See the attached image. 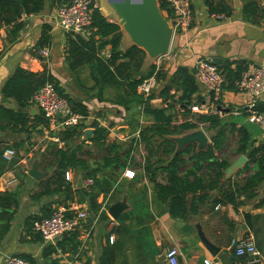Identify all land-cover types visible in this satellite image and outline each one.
<instances>
[{
    "label": "crops",
    "instance_id": "obj_1",
    "mask_svg": "<svg viewBox=\"0 0 264 264\" xmlns=\"http://www.w3.org/2000/svg\"><path fill=\"white\" fill-rule=\"evenodd\" d=\"M221 1L230 9L228 17L221 15L224 17L223 20L208 15L202 0H191L190 27L172 38L169 52L174 58L169 63L161 65V73L165 80H158L156 88L151 93L153 96L151 104L154 108H163L158 94L177 67L187 69L192 76L193 63L199 59H218L219 65L223 62H243L245 66L252 64L264 67V14L256 23H251L243 18L241 12L242 7L251 0ZM255 1L264 12V0ZM93 2L107 21L115 23L110 16H105L101 12L99 0ZM49 3L50 0H44L39 13L19 19L21 28L18 30L11 25L0 27V106L14 112L21 111L29 117L40 115L32 103L20 109L13 99H5L1 91L15 69L34 74L45 69L72 102L80 103L86 108L88 115L80 122L84 130H92L90 123L95 122L107 129L109 141L134 138L141 127L151 123L150 120L136 105H130L129 110H125L115 101L109 102L107 94L110 89L103 91L102 101L98 100L96 89H91L92 83L85 66L81 67L80 71L77 70V76L69 71L63 55L66 34L56 24L57 7L50 8ZM260 3L263 6H260ZM44 26L49 29L48 43L37 46ZM87 35L86 31L83 38ZM121 35L119 48L124 50L130 44L126 43L122 31ZM41 48L48 51L46 59L40 58L36 53V50ZM99 56L107 58L108 47L101 50ZM151 65H155L154 60L145 57L141 72L146 73ZM195 84L198 89L195 95L199 98L198 107L210 104V93L205 92L196 82ZM170 94H173L172 90ZM260 100V104L264 105V96ZM247 101L245 93L231 92L222 84L219 117L225 122L244 128L254 145L258 142L264 143V134L246 121L244 113H236L239 108H244ZM180 112L178 107L172 110L174 124L188 119V116H183ZM107 121L109 125L105 126L104 123ZM119 129H124V133H120ZM200 129L204 131L203 127ZM38 130L40 132H32L30 135L0 131V148L19 146L18 149L15 147L10 149L13 156L9 161L3 159L10 165L9 169L0 175V193L17 191L18 205L7 232L0 238V264L2 259L9 255L29 257L34 264H99L108 252L111 253L115 264H165L164 259H160L170 248L176 249L178 264H202L205 258H213L219 264H248L245 258L233 255L227 242L228 237L240 239L246 236L252 237L255 249L264 260V206L255 207L256 199L243 202L236 211L230 206L212 209L208 202L201 206L194 216H189L185 220L173 219L168 215L165 206L156 202L151 185L134 166L140 163L138 156H135L133 167L125 169L114 182L107 181V186H92L85 190L77 186L78 180L81 184L84 181L81 172L69 171L68 180L65 181L69 191L64 193V187H61L60 192L54 195H45L32 201L30 198L41 193L45 181L51 178L54 172L53 167L49 165V162L52 164L51 158L43 153L50 142L45 138L43 128ZM41 141H44L43 144ZM86 144L90 147L88 142ZM38 152L43 153V156L40 157ZM45 158L48 160H44ZM34 162L37 164L38 172L43 175L39 181H34L27 175ZM53 188L54 186L50 185V189ZM64 194H68L67 198ZM257 194L258 199L264 195V182L258 187ZM122 199L125 200V209L119 213L116 220H112L108 215V209ZM70 204H77L83 211L85 210L87 213L85 221L74 232L57 239L55 247L51 246L55 250L54 253L43 256V251L48 247L37 235L24 232L22 228L24 219L37 214L47 205L52 211L55 206ZM243 214L256 217L252 232L245 225ZM225 220L232 222V228ZM195 222L199 223L209 242L219 248L215 257H211L200 245L192 228ZM62 240L64 252L56 247ZM69 241L77 244L72 252L69 250L71 248ZM55 248L60 252L58 253Z\"/></svg>",
    "mask_w": 264,
    "mask_h": 264
},
{
    "label": "trees",
    "instance_id": "obj_2",
    "mask_svg": "<svg viewBox=\"0 0 264 264\" xmlns=\"http://www.w3.org/2000/svg\"><path fill=\"white\" fill-rule=\"evenodd\" d=\"M64 2L65 0H50L49 7L56 8ZM156 2L159 10H162V0ZM43 3L44 0H0V27L11 25L16 30L20 29L21 23L18 20L39 13ZM202 3L208 15H230V9L221 0H202ZM241 12L243 18L251 23H256L264 14L255 0L246 3ZM90 17L86 38L65 35L63 55L69 71L77 76V70L80 71L81 67L85 66L92 83L91 89H96L98 100L102 101L103 91L110 89L117 105L125 110H129L130 105L138 106L151 123L141 127L134 138L109 141L107 129L91 122L92 136L88 144L96 152V158L85 150L87 144L81 142L84 130L82 123L60 133L59 139L63 146L58 148L55 144L48 143L43 150L44 155L51 158L54 172L51 178L45 181L41 193L33 195L30 199L34 201L45 195H54L60 192L61 187H64V193L69 191L68 184L63 179L64 171L81 172L83 179L93 181V187L107 186V181L114 182L125 169L133 167L135 156H138L140 163L134 166L151 185L156 202L164 205L173 219L185 220L194 216L199 208L208 202L212 209L230 206L234 211L243 202L254 199L255 207L264 206V195L257 198V189L264 182V143L258 142L254 145L244 128L225 122L219 117L216 111L217 107L220 108L219 101L214 103L215 112L193 114L190 108L199 104V98L195 97L198 89L191 72L185 68L174 69L158 94L163 108H154L151 104L153 96L137 95L135 88L153 74L156 81L165 80L161 69L155 72L154 65H151L146 73H142L144 52L131 45L120 50V27L107 21L97 8L92 9ZM48 31L44 26L37 46L47 45ZM106 47L108 57L102 58L99 52ZM217 67L223 75V86L235 92V83L245 63L223 62ZM45 83L53 86L57 95L67 101L73 113L87 117L86 108L80 103L72 102L45 69L35 74L15 69L5 81L1 93L5 99H13L20 109H24L31 104L35 91ZM170 90L173 91L172 95ZM209 100L213 103L211 97ZM175 107L180 108L181 115L188 116V119L174 124L172 110ZM263 108L264 105L259 104V109ZM201 127L209 135L205 148L197 150L195 144H188L175 155L176 145L172 138ZM38 128H45L41 115L29 117L21 111L14 112L0 106V131L30 135L32 132H40ZM229 136L235 138L236 158L242 155L246 158V163L240 170L224 179V171L231 163L222 157ZM13 147L18 149L19 146L0 148V175L7 171L10 165L1 158L2 149L10 150ZM50 185L54 188L50 189ZM64 195L67 198L68 194ZM16 197L17 191L0 193V238L7 232L15 215L18 207ZM50 214L51 208L47 205L37 214L26 217L22 226L24 232L31 234V223L47 218ZM242 217L252 232L256 217L248 214H243ZM225 222L232 228V222ZM230 239L228 237L227 242ZM63 243L62 240L56 245L62 252L65 251ZM69 243V250L72 252L77 244L72 241ZM47 247L43 256L55 251L53 247ZM20 258L28 264H34L29 257ZM99 264H115L111 253L105 254Z\"/></svg>",
    "mask_w": 264,
    "mask_h": 264
},
{
    "label": "built area",
    "instance_id": "obj_3",
    "mask_svg": "<svg viewBox=\"0 0 264 264\" xmlns=\"http://www.w3.org/2000/svg\"><path fill=\"white\" fill-rule=\"evenodd\" d=\"M190 3L191 0H162L163 8L159 12L171 29L172 38L190 27L192 21ZM259 5L263 6L262 3ZM93 8H96L93 0H65L55 9L56 24L64 34L83 38L90 25ZM212 16L218 20L224 19L221 15ZM36 53L42 59H46L48 56V51L45 48L37 49ZM173 58L174 56L168 50L165 55L154 59L155 72L161 69L162 63H169ZM193 78L200 88L210 93L213 103L199 107L193 106L190 108L191 112L197 114L215 112L214 103L219 101L223 84L221 71L212 63V60L199 59L193 63ZM156 86L157 81L155 74H153L136 86V94L148 97ZM235 88L237 92L245 93L248 98L244 108H239L236 113H244L246 121L256 126L264 134V108L259 109L260 99L264 96V67L247 64L235 83ZM31 103L45 122V128H43L45 138L58 148L63 146L59 134L80 124L83 119L82 116L71 111L67 101L57 95L49 83L43 84L35 91ZM216 111L220 114V111ZM137 133L134 137L137 136ZM12 156V150L5 149L1 152V158L6 161H9ZM68 173L70 172H63L64 181L68 180ZM92 184L91 179H84L81 187L87 190ZM86 217L85 210L83 211L77 204L55 206L50 216L31 223L30 232L37 235L44 245L55 247L57 239L74 232L85 221ZM228 248L232 250L235 257L245 258L248 264H264L260 253L255 249L251 236L240 239L231 238L228 241ZM56 251L60 252L58 249ZM177 257L175 248L167 249L164 253L165 264H178ZM201 263L219 264L213 258H205ZM1 264H28V262L19 256L9 255L2 259Z\"/></svg>",
    "mask_w": 264,
    "mask_h": 264
},
{
    "label": "water",
    "instance_id": "obj_4",
    "mask_svg": "<svg viewBox=\"0 0 264 264\" xmlns=\"http://www.w3.org/2000/svg\"><path fill=\"white\" fill-rule=\"evenodd\" d=\"M99 3L101 12L105 16H110L120 26L123 37L128 44L142 50L148 60H154L168 52L172 41L171 29L161 16L156 0H99ZM212 63L218 66L220 61L212 59ZM216 109L221 111L219 107ZM119 132L123 134L124 129H119ZM91 136L92 130H83L81 142L90 141ZM172 141L176 145L175 155L188 144H195L197 150H203L208 143L201 130L191 131L180 137L172 138ZM245 163L246 158L242 155L238 156L224 171V179L240 170ZM27 175L34 181H39L43 177L38 172L35 162L31 164ZM77 186H81L80 180H78ZM124 209L125 200L122 199L121 202L109 207L108 215L112 220H116L119 213ZM20 216L22 222L23 212ZM192 228L196 232L200 245L211 257H215L219 252V248L204 236L198 222L192 224ZM163 259L164 255L160 260Z\"/></svg>",
    "mask_w": 264,
    "mask_h": 264
},
{
    "label": "rangeland",
    "instance_id": "obj_5",
    "mask_svg": "<svg viewBox=\"0 0 264 264\" xmlns=\"http://www.w3.org/2000/svg\"><path fill=\"white\" fill-rule=\"evenodd\" d=\"M97 3V2H96ZM98 5V4H97ZM125 39V38H124ZM126 43H128L127 41H126ZM123 44H124V42H123ZM128 46V45H127ZM107 97H108V101L110 102V101H112V102H114V100L113 99H115V97H113V94H111V92H109L108 94H107ZM116 103V102H115ZM120 107V106H119ZM122 108V107H121ZM101 121V120H100ZM143 120L141 119V122H142ZM105 124V126H107V124L109 125V122L107 121V123H104ZM112 126H113V124H111ZM198 130H201L200 128L198 129ZM196 131V130H195ZM203 133H204V135L206 136V138H207V141H208V139H209V135H208V133L206 132V131H203V130H201ZM178 137H180V136H178ZM42 142V144H43V142L44 141H41ZM41 144V145H42ZM235 138L234 137H231V136H229L228 137V139H227V142H226V146H225V149L223 150V154H222V157L223 158H225V159H227V160H229V161H234L235 159H236V156H235V154H234V149H235ZM85 150H87V151H89L90 153H91V156L92 157H94V158H96L97 157V155H96V152L94 151V149H92L91 147H87L86 146V148H85ZM137 154H139V153H137ZM38 155H40V157H42L43 156V153H39L38 152ZM44 160H48V159H44ZM47 165V164H46ZM49 165L51 166V164H50V162H49ZM43 169L45 170L46 168H44V166H43ZM125 181V180H124ZM113 181H111V183H112Z\"/></svg>",
    "mask_w": 264,
    "mask_h": 264
}]
</instances>
